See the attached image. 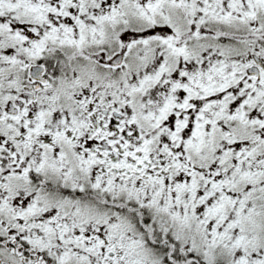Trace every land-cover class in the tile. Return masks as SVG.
I'll use <instances>...</instances> for the list:
<instances>
[{"label":"snow or ice","instance_id":"snow-or-ice-1","mask_svg":"<svg viewBox=\"0 0 264 264\" xmlns=\"http://www.w3.org/2000/svg\"><path fill=\"white\" fill-rule=\"evenodd\" d=\"M0 264H264V0H0Z\"/></svg>","mask_w":264,"mask_h":264}]
</instances>
